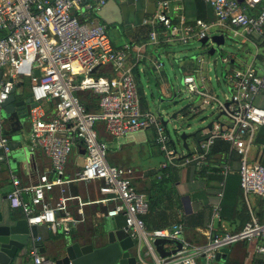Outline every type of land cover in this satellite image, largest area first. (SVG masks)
I'll list each match as a JSON object with an SVG mask.
<instances>
[{
	"label": "built area",
	"instance_id": "built-area-1",
	"mask_svg": "<svg viewBox=\"0 0 264 264\" xmlns=\"http://www.w3.org/2000/svg\"><path fill=\"white\" fill-rule=\"evenodd\" d=\"M107 0H0V111L1 103L22 77L30 79L34 104L28 112L31 149L40 148L50 160V174L42 172L35 184L26 187L31 199L22 198L20 179L11 174V189L6 194L12 209H20L29 225L44 224L52 232L69 235L84 221V205L107 204L104 215H125L124 229L142 244L151 256L147 264H213L216 254L237 241L256 239V251L264 254V222L250 213L242 228L234 232H206L203 243L180 239L181 224L170 228L148 230L140 215L147 210V199L138 191L134 170L111 164L107 160V144L98 137L97 122L115 138L153 128L155 143L163 153L162 168L172 170L179 165L202 164L208 159L216 139L228 143L238 157L239 185L243 195H264V164L250 157L257 129L264 126V7L254 12L258 0H203L210 4L216 22L228 29L232 37L251 42L256 49L250 60L227 76L225 98L211 93L192 73L182 76L189 95L198 96L201 104L215 107L221 113L209 127L198 150L179 154L171 146L169 133L161 117L144 110L132 65L130 51L140 56L139 46L124 44L113 47L105 25L88 19L95 16ZM168 1L154 15L169 29V34L182 43L192 36L203 38L211 23L197 19L194 24L183 20L171 26L165 10ZM262 37L254 41L251 35ZM168 35V34H167ZM158 42L157 31L149 33V44ZM261 48L262 51L257 50ZM259 54L263 57L258 58ZM160 62L155 61L158 68ZM97 68L110 69L111 75L95 76ZM38 70V75L34 70ZM90 91L98 98V108L87 109L77 96ZM50 108H46L45 104ZM74 146L83 150V163L67 173L69 156ZM0 147L8 152L4 119L0 116ZM98 182L96 200H83L70 191L74 183ZM57 190V193H55ZM221 195V193H219ZM77 202L75 215L69 202ZM218 215V206L214 207ZM157 237L179 239L181 248L160 257L154 249ZM29 249L30 264H46L35 238Z\"/></svg>",
	"mask_w": 264,
	"mask_h": 264
},
{
	"label": "crops",
	"instance_id": "crops-1",
	"mask_svg": "<svg viewBox=\"0 0 264 264\" xmlns=\"http://www.w3.org/2000/svg\"><path fill=\"white\" fill-rule=\"evenodd\" d=\"M163 1H168L169 4L165 13L171 21V26H179L182 20L186 24H194L197 19H201L212 24L207 31V36L217 34L223 35L225 39V36L229 35L230 31L216 22L210 4L203 0H107L95 16L85 14L88 19L105 25L108 39L113 47H120L124 44L141 47L140 56L137 57L136 52L132 50L128 54V61L133 64L132 70L140 94L141 108L152 112L150 105L153 104L159 116L163 111V102H174L176 95L165 62L161 58L162 55L168 59L169 56L172 57L176 68L181 73V82L184 74L192 73L199 81L202 80L201 83L207 90L217 95L209 83L211 77L204 72L205 56L198 54L189 59L176 53V50H186L187 47L196 43L198 48L207 47L205 52L207 55L219 53V51H215L210 54L208 52L210 44H203L202 38L198 36H192L186 43L171 37L168 28L153 20L156 12L161 10ZM263 7L264 0H258L253 11L257 12ZM153 29L157 31L158 42L149 44V33ZM250 37L254 41H262V37L255 34ZM240 41L250 43L253 46L251 42L243 41L242 38ZM179 47L181 48L179 49ZM255 50L254 48L253 52ZM257 51L261 52L262 49L259 48ZM262 57L263 55L259 54L258 58L261 59ZM219 59L226 64L224 66V81L228 87V74L245 65L247 61L244 57H237L231 53L219 55ZM155 61L160 62L158 68L155 67ZM169 62L171 69H173L174 65L170 60ZM214 78L219 84V76L215 74ZM14 95L16 101L31 97L30 88H27L26 81L20 79L15 84ZM192 98H197L198 102L195 104L190 99L189 103L183 105L178 113H175V118L182 119L187 115H199L202 107L213 108L209 105H202L198 96L193 95ZM45 106L50 108L48 103ZM97 108L98 104L90 109ZM166 108L165 110L169 111ZM220 114L219 112L215 120L219 118ZM0 116L4 119V131L8 137V142L11 144L9 146L22 149L19 152V158L11 164L0 156V212L3 215L10 214L16 218H22L24 217L23 212L20 209H12L6 198V194L11 189V174H15L20 179L23 186L22 198L29 201L31 192L26 187L35 184L40 173L48 172L50 174L51 164L40 148L31 149L28 114L21 117L15 108L10 114L1 110ZM213 122L189 132L185 138L186 148L182 142L185 151L178 153L188 155L197 151L199 143L205 135L203 129L209 127ZM96 128L98 137L107 144V152L109 151L110 154L108 162L132 168L135 173L133 182L137 190L145 194L154 179L159 177L162 168L161 162L164 159L162 151L155 143L154 129L146 128L128 136L115 138L104 130L102 122H97ZM170 141L171 146L176 149L171 139ZM218 147L214 148V153L208 155L207 161L202 164L179 165L172 170L166 168L171 173L174 179L173 185L179 194L180 214L186 216L185 223H180L181 232L179 236L182 240L200 244L205 241L206 232L219 234L226 231H238L249 219L250 213L264 222V195L249 194L247 197L243 195L239 185L237 155L227 147V155L223 156L218 151ZM211 148L212 146L209 154ZM82 151L78 146L73 147L68 160L67 173L82 165L84 153ZM250 157L264 164V127L257 129L254 144L250 149ZM97 185L98 182L74 183L69 188L72 193L80 195L83 200H96L101 197L97 192ZM215 206L219 208L218 215L215 214ZM69 207L76 215L77 202L75 200L70 201ZM107 207V204L100 202L84 205V221L77 224L69 235L52 232L44 224H34L36 235L29 237L22 254V260L16 261V264H30L28 249L35 242V238H38L36 244L45 257L61 253L67 244L73 242L101 245L104 241L102 235L106 226L114 225L113 217L108 218L104 215ZM133 242L134 246L130 249L131 253L138 256L139 262L149 263L151 256L146 254L145 247L135 240ZM257 243V240L253 239L230 244L220 251V263L264 264V254L256 251ZM174 247L172 242H166L163 245L166 251H170ZM46 264L49 262L46 261Z\"/></svg>",
	"mask_w": 264,
	"mask_h": 264
},
{
	"label": "water",
	"instance_id": "water-1",
	"mask_svg": "<svg viewBox=\"0 0 264 264\" xmlns=\"http://www.w3.org/2000/svg\"><path fill=\"white\" fill-rule=\"evenodd\" d=\"M201 42L203 44L209 43L208 52L213 54V52L220 50L225 41L223 35L212 34L211 36L206 35ZM34 74L38 75L37 69L34 70ZM14 89L15 85L7 98L1 103V110L10 114L16 108L17 113L24 117L28 114L34 102L31 97L16 101ZM171 118L176 119L175 113L171 115ZM163 123L166 126L167 120H163ZM177 131L180 132V138L186 148L185 138L188 134L180 128ZM9 145L11 144L9 143ZM21 150L20 148L9 146L8 152H4L2 147H0V156L11 164L19 158ZM113 219L114 225H107L103 232L102 239L104 241L101 245L95 246L93 243L80 244L73 242L67 244L61 253L46 257V260L49 264H144L139 262L138 256L130 251L134 246V242L124 229L125 215L118 214L113 216ZM35 235V225H29L25 217L16 218L13 215H3L0 212V264H16V261H21L29 237ZM166 242L174 243L175 247L170 251H166L163 248ZM153 246L157 254L160 257H164L179 250L181 241L179 239L157 237L153 241ZM220 258L221 252H218L213 264H221Z\"/></svg>",
	"mask_w": 264,
	"mask_h": 264
},
{
	"label": "rangeland",
	"instance_id": "rangeland-1",
	"mask_svg": "<svg viewBox=\"0 0 264 264\" xmlns=\"http://www.w3.org/2000/svg\"><path fill=\"white\" fill-rule=\"evenodd\" d=\"M224 44L221 46L219 53L216 52L213 55H207L205 52L207 51V47H201L198 48L197 44L195 43L192 46L187 47L186 50H176V53L180 54L181 56H186L187 58H191L192 56H197L198 54H202L205 56L204 61V72L207 76L211 77L210 85L215 91V93L222 99L225 98V93L228 92V87L226 85V82L224 81V64L220 59L219 55H229L235 54L237 57H244L245 60L248 62L251 58V52L254 51L253 46L250 43H243L239 40L237 37H232L231 34L225 36ZM181 47H179L180 49ZM248 51V52H247ZM185 54V55H183ZM195 56V57H196ZM162 60L165 62V67L167 70V73L170 77V81L172 83V86L175 90V100L174 102L164 101L163 102V111L161 112L160 116L163 117V120H167L166 123V129L169 133L170 139L174 143V146L176 147L178 152L185 151V148L182 146V140L180 138V132L177 131L178 128L181 130H184L186 134L193 130H198L201 127L206 126L209 122L215 121V117L218 116L219 112L218 110L213 107H202V110L199 115L193 116V115H187L186 117L182 119H173L171 118V115L173 113H178L180 108H182L183 105L189 103V101L193 103H197V98H192L193 95H189L181 82V73L176 68V64L173 61L172 57L169 56V59L162 55ZM174 65L173 69L170 67V62ZM217 74L219 76V84L216 83V80L214 78V75ZM24 81H26L27 88H30V79L27 76L22 77ZM191 99V100H190ZM166 109L169 111L165 110ZM150 109L152 113L158 116L157 109L155 105H150ZM221 117V114L219 115ZM109 151L107 152V159L109 161Z\"/></svg>",
	"mask_w": 264,
	"mask_h": 264
},
{
	"label": "trees",
	"instance_id": "trees-1",
	"mask_svg": "<svg viewBox=\"0 0 264 264\" xmlns=\"http://www.w3.org/2000/svg\"><path fill=\"white\" fill-rule=\"evenodd\" d=\"M103 74L110 76V69L97 68L94 71L95 76ZM77 96L87 109L97 106L98 98L92 92L79 91L77 92ZM211 146L209 155L214 153L216 146H219L218 151L224 156L227 152L228 143L223 139H216ZM168 171L166 168H161L159 177L154 179L152 185L144 194L147 199V210L140 217L144 221L146 228L150 231L170 228L173 225L184 224L186 221V216L180 214L179 194L173 185L174 179Z\"/></svg>",
	"mask_w": 264,
	"mask_h": 264
}]
</instances>
